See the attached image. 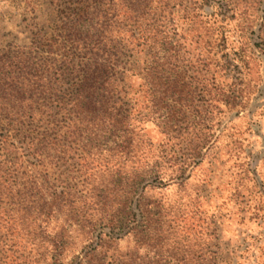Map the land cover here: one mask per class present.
I'll return each instance as SVG.
<instances>
[{
    "label": "trees",
    "instance_id": "obj_1",
    "mask_svg": "<svg viewBox=\"0 0 264 264\" xmlns=\"http://www.w3.org/2000/svg\"><path fill=\"white\" fill-rule=\"evenodd\" d=\"M53 3L45 57L33 56L34 43L0 50V264H65L66 251L81 245L76 264H105L129 235L136 248L149 244L160 212L145 190L190 177L227 119L253 101L251 60L264 56V15L258 22L249 13L264 0ZM191 22L206 28L194 54L182 32ZM148 122L164 135L158 148ZM66 165L77 182L64 176ZM62 214V227L80 225L81 244L66 231L47 233ZM211 247L200 264H221ZM27 249L33 260H22Z\"/></svg>",
    "mask_w": 264,
    "mask_h": 264
},
{
    "label": "rangeland",
    "instance_id": "obj_2",
    "mask_svg": "<svg viewBox=\"0 0 264 264\" xmlns=\"http://www.w3.org/2000/svg\"><path fill=\"white\" fill-rule=\"evenodd\" d=\"M249 13L261 22L264 6H256ZM55 16L53 0H0V50L27 47L29 51L34 43L37 51L33 56L45 57L40 46L52 36ZM244 24L242 21L237 27L241 29ZM183 28L187 49L197 53L196 37H204L206 28L197 22L186 23ZM252 36L259 41L256 34ZM143 58L142 53L134 58L136 72ZM134 80L138 82V76ZM247 81L253 101L239 116L227 119L218 141L189 170L190 177L184 182L145 190V202H159L160 212L151 225L153 236L150 235L149 244L136 248L135 238L129 235L119 240L116 248L112 247L105 264H125L131 255L139 256V264H200V254L207 245L219 249L221 264H264V56L258 51L251 60ZM0 122L4 123L1 116ZM144 126L146 136L158 148L164 135L152 122ZM63 173L75 176L73 183L77 182L71 166L63 167ZM154 206L151 210L156 212ZM61 218L63 214L52 219L47 233L66 231V236L71 235L78 242L83 234L80 225L62 227ZM147 234L146 231L145 238ZM83 253L82 245L70 247L65 253V264H76V256ZM6 255L11 259L12 252ZM28 255L29 249L22 260L34 259V252Z\"/></svg>",
    "mask_w": 264,
    "mask_h": 264
}]
</instances>
